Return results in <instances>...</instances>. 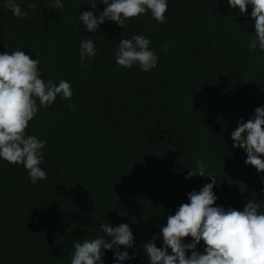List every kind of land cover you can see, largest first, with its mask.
I'll return each mask as SVG.
<instances>
[{
  "label": "trees",
  "instance_id": "16d2710c",
  "mask_svg": "<svg viewBox=\"0 0 264 264\" xmlns=\"http://www.w3.org/2000/svg\"><path fill=\"white\" fill-rule=\"evenodd\" d=\"M17 2L27 18L0 0V53L38 58L41 78L69 81L73 94L40 108L25 130L45 141L46 179L32 184L21 165L0 161V264H70L72 244L103 235L100 223H127L136 259L124 264H148L143 244L210 182L185 179L200 159L218 174L217 206L243 210L257 199L264 211V173L246 166L230 139L264 106V52L247 47L251 8L239 15L226 0H168L164 23L144 14L91 34L77 17L103 11L100 0H63L58 10L47 9L51 0H34L35 10ZM133 34L147 36L159 57L150 72L115 64L118 40ZM82 39L97 48L85 67ZM104 264H114L111 251Z\"/></svg>",
  "mask_w": 264,
  "mask_h": 264
},
{
  "label": "clouds",
  "instance_id": "9594fccd",
  "mask_svg": "<svg viewBox=\"0 0 264 264\" xmlns=\"http://www.w3.org/2000/svg\"><path fill=\"white\" fill-rule=\"evenodd\" d=\"M230 9L244 15L251 8L250 17L254 32L247 42L249 51L264 52V0H226ZM103 11H79L77 19L87 33L94 34L100 25L114 22L125 27L131 18L149 14L157 23L166 21L168 0H100ZM97 4L92 5L96 9ZM3 7L14 17L27 18L17 0H3ZM38 3L28 0L27 8L35 10ZM63 0H51L47 9L58 10ZM114 48L115 64L130 69L139 67L145 73L153 70L158 55L151 40L143 34H133L130 39L120 38ZM168 45L161 51L167 52ZM79 64L97 54L94 39L79 42ZM38 58L30 59L21 49L0 53V161L21 165L32 184L47 177L41 168L44 160L45 141L28 134L25 130L40 108H49L59 96L61 100L72 97L69 81L58 83L43 80L38 68ZM73 105L69 104V108ZM233 148L246 154L245 165L253 167L258 174L264 173V106L254 110V116L238 123L231 132ZM211 160H197L187 171L185 179L195 176L210 180L200 190L187 194V203H182L174 214L168 215L166 223L159 226V236L143 244L148 264H264V211L260 204L248 199L243 210L217 206L213 189L217 186V175L210 167ZM72 171L71 166L68 169ZM103 235L84 239L72 244L70 264H104L105 253L112 252L114 264L136 259L134 236L127 223L113 227L100 223ZM185 238H190L185 242ZM162 241L157 247L156 240ZM203 242V250L197 247ZM170 250V251H169Z\"/></svg>",
  "mask_w": 264,
  "mask_h": 264
}]
</instances>
